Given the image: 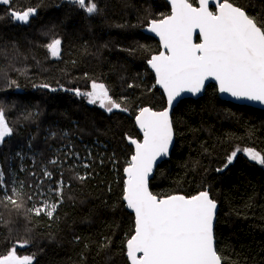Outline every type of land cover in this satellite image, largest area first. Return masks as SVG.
I'll return each instance as SVG.
<instances>
[{
  "label": "trees",
  "instance_id": "16d2710c",
  "mask_svg": "<svg viewBox=\"0 0 264 264\" xmlns=\"http://www.w3.org/2000/svg\"><path fill=\"white\" fill-rule=\"evenodd\" d=\"M94 2L98 12L91 16L72 0L0 5V68L18 84L8 87L0 79V106L14 129L0 145L5 182L11 186L15 181L17 188L22 182L26 194L48 191L51 203L59 201L52 189L61 179L64 183L63 203L53 219L43 214L26 218L11 205L0 206V253L27 236L31 243L17 251L35 254L33 264H128L125 245L134 216L122 199L123 169L133 153L127 137L140 139L139 107H166L147 66L160 46L143 28L149 19L170 13L167 2ZM232 2L264 21V0ZM9 7L37 11L21 25L10 18ZM54 37L62 41L59 58L44 47ZM93 80L104 83L114 99L127 97L128 111L108 113L72 91H90ZM40 84L56 91L34 87ZM172 121L175 145L170 159L156 169L152 193L163 198L207 189L219 204L214 234L224 264H264V166L240 152L227 168L216 170L237 147L264 153V111L222 101L212 83L201 98L182 101ZM46 170L51 179H45ZM41 180L39 190L29 187Z\"/></svg>",
  "mask_w": 264,
  "mask_h": 264
},
{
  "label": "snow or ice",
  "instance_id": "6c2138e0",
  "mask_svg": "<svg viewBox=\"0 0 264 264\" xmlns=\"http://www.w3.org/2000/svg\"><path fill=\"white\" fill-rule=\"evenodd\" d=\"M72 3L89 16L98 12L94 0H72ZM169 3L170 13L160 19H149L147 28L159 37L163 48L158 54L151 55L147 64L155 73V84L163 89L167 107L162 110L139 107L135 123L143 138L127 137L134 146V152L123 169L126 179L122 199L135 219L134 231L126 240L125 254L128 264H224L225 258L218 251L214 237L218 205L209 191L205 189L195 195L174 194L162 198L149 190V182L158 159L169 155L174 137L170 110L183 93L197 95L204 89L205 82L212 80L222 94L264 105V21L249 15L232 0H169ZM0 5L11 6L13 0H0ZM36 11L33 7L19 11L14 7L8 8L10 18L22 24H28ZM197 31L200 42L193 43V34ZM61 45V39L54 37L44 47L52 58H59ZM8 67L14 66L9 63ZM14 70L21 74L27 71ZM0 79L6 80L8 87H18L17 81L9 78L6 68H0ZM34 87L56 91L48 84ZM128 87L134 85L129 84ZM90 89L82 92L76 88L72 91L108 113L128 111L124 103L127 97L119 101L114 99L104 83L93 80ZM13 132L5 107L0 106V145ZM240 152L250 161L264 166V153L253 147H237L228 155L223 168L216 170L223 171ZM50 163L57 164L58 161L51 160ZM44 177L51 179L52 173L46 170ZM77 178L86 179L85 176ZM15 183L8 185L5 172L0 169V206L8 209L11 205V211L23 213L26 218L29 214L54 218L59 203H63L62 179L52 189L59 197L57 203L47 199L36 203L34 197H43V191L26 194L22 182L19 188ZM42 183L41 180L29 187L39 190ZM28 201H33L32 207H27ZM30 243L29 237H22L14 246L0 253V264H33L35 254L20 255L17 251V248H25Z\"/></svg>",
  "mask_w": 264,
  "mask_h": 264
},
{
  "label": "water",
  "instance_id": "95a60500",
  "mask_svg": "<svg viewBox=\"0 0 264 264\" xmlns=\"http://www.w3.org/2000/svg\"><path fill=\"white\" fill-rule=\"evenodd\" d=\"M165 1H166L167 4L169 5V7H170V11H171V5H170V3H169V0H165ZM194 6H196V5H194ZM213 10H214V9H213ZM17 23H18V24H21V25H24V24L19 23V22H17ZM147 28H148V25H147L145 28H143V33H144L145 35L149 36V37H152V38L156 39L157 42L159 43L160 51H163V48H162V46H161V44H160L159 37L156 36L155 33H151V32H149V31L147 30ZM199 42H200V38H199V33H198V31H197V32H195V33L193 34V43H199ZM160 51H159V52H160ZM159 52H158V53H159ZM158 53H156V54H158ZM147 66H148L149 70H150V71L154 74V76H155V73L151 70V68L149 67L148 64H147ZM212 83L216 86V88H217V92H218V96H219V98H220L222 101L230 102V103L237 104V105L248 106V107H252V108L260 109V110H263V111H264V105H262V104H260V103H258V102H251V101H247V100H237V99H235V98L229 96L228 94H222V93H220V92L218 91V86H217L216 82H215V81H212V80H209V81H206V82H205V87H204V89H203L199 94H197V95H192L191 93H183V94L181 95V97L177 98V101H174L173 106H172V108H171V110H170V116H171V119H172V113H173L174 109H175V108H176V107H177L182 101H184V100H186V99H194V100H197V99L201 98V97L203 96V94L205 93L207 86H209V85L212 84ZM156 87H157L159 90H161L162 93H163V89H161L158 85H156ZM163 94H164V93H163ZM164 96H165V95H164ZM165 99H166V96H165ZM147 107H149V106H147ZM166 107H167V103H166ZM172 123H173V121H172ZM135 125H136V123H135ZM136 128H137L138 133H139V135H140V139H138V140H142L143 135H142V133L140 132V129L138 128L137 125H136ZM173 132H174L173 143H172V145L170 146V149H169V155L166 156V157H161L160 159H158V161L156 162V165H155V167H154L153 174H152V176L150 177V182H149V190H150V191H151V189H150V184H151V181L153 180V178H154V176H155V173H156V169H157V167H158L161 163H163V162H165V161H168V160L170 159V157H171V154H172V151H173V148H174V145H175V131H174V127H173ZM7 138H8V137H7ZM131 146L133 147V152H134V146H133V145H131ZM125 179H126V177H125V175H124V180H125ZM151 192H152V191H151ZM123 202H124V204H125V208H126V210H127L130 214H132V215L134 216V213H133L130 209H128V208L126 207V202H125L124 200H123ZM217 205H218V207H217L216 218H215V221H214V231H215V224H216V221H217V215H218V212H219V204L217 203ZM134 219H135V218H134ZM214 237H215V234H214ZM215 244H216V242H215Z\"/></svg>",
  "mask_w": 264,
  "mask_h": 264
},
{
  "label": "rangeland",
  "instance_id": "374dc122",
  "mask_svg": "<svg viewBox=\"0 0 264 264\" xmlns=\"http://www.w3.org/2000/svg\"><path fill=\"white\" fill-rule=\"evenodd\" d=\"M98 105V104H97ZM252 162H254V161H252ZM1 169V168H0ZM51 188H52V186H51ZM41 191V190H40ZM35 191H31V194L32 193H34ZM44 193H45V195L43 196V197H39V198H37V196H35L34 197V200H35V202L36 203H39L40 201H42V200H44V199H47L48 201H49V195L46 193V192H48V191H43ZM30 202V207H32V204H33V201H29ZM50 202V201H49Z\"/></svg>",
  "mask_w": 264,
  "mask_h": 264
}]
</instances>
